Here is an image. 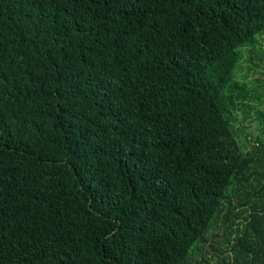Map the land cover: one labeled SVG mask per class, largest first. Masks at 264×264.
<instances>
[{
    "label": "trees",
    "instance_id": "trees-1",
    "mask_svg": "<svg viewBox=\"0 0 264 264\" xmlns=\"http://www.w3.org/2000/svg\"><path fill=\"white\" fill-rule=\"evenodd\" d=\"M258 36L264 0H0V264H264Z\"/></svg>",
    "mask_w": 264,
    "mask_h": 264
},
{
    "label": "rangeland",
    "instance_id": "rangeland-1",
    "mask_svg": "<svg viewBox=\"0 0 264 264\" xmlns=\"http://www.w3.org/2000/svg\"><path fill=\"white\" fill-rule=\"evenodd\" d=\"M250 53L253 58L252 61L249 60ZM258 56V57H256ZM239 69L237 75L239 79H242L244 82L250 84L254 89L256 94L260 97V103L254 105L249 103L252 107L247 116L243 115L242 110L238 109L235 111L236 119L233 120L234 129L237 132V141L242 145L244 149L249 147V143L252 142L254 137L261 134L259 131L260 122L258 121L257 116L254 115L255 112L264 113V37L258 36V43L251 47H246L243 50V56L239 62ZM258 63L259 65H255ZM246 73V75H245ZM255 117V118H254ZM247 140H246V139ZM222 232L220 227H215L214 232ZM220 239L221 238V235ZM206 243L205 246H208L212 242V232L206 234ZM204 249V247L202 248ZM210 256V254H208ZM207 256V257H208ZM210 263L214 262V259L209 261Z\"/></svg>",
    "mask_w": 264,
    "mask_h": 264
}]
</instances>
